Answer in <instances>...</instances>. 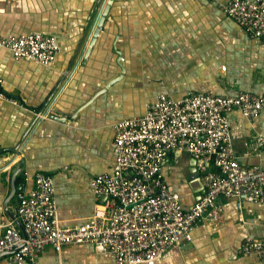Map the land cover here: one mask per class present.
I'll return each instance as SVG.
<instances>
[{
    "label": "crops",
    "instance_id": "1",
    "mask_svg": "<svg viewBox=\"0 0 264 264\" xmlns=\"http://www.w3.org/2000/svg\"><path fill=\"white\" fill-rule=\"evenodd\" d=\"M227 1L112 0L91 44L108 0H0V33L41 31L60 45L46 66L0 47V89L24 105L0 101V225L17 217L24 171L28 189L37 172L53 178L62 225L89 221L106 201L91 181L116 166L115 123L143 115L160 94H264V38L227 16L217 4ZM228 117L239 163L264 167V145L256 144L264 138V111L247 118L233 109ZM162 172L184 207L203 194L187 152H170ZM217 203L221 224L202 220L192 241L168 249L155 264H263L243 254L241 242L264 239V205L243 200L240 208L237 198L223 196ZM0 264L17 263L0 258ZM21 264L117 263L108 251L74 244L60 252L47 245Z\"/></svg>",
    "mask_w": 264,
    "mask_h": 264
},
{
    "label": "built area",
    "instance_id": "2",
    "mask_svg": "<svg viewBox=\"0 0 264 264\" xmlns=\"http://www.w3.org/2000/svg\"><path fill=\"white\" fill-rule=\"evenodd\" d=\"M217 4L250 36L264 38V0ZM0 47L16 59L45 66L60 51L57 37L41 31L0 33ZM0 101L24 106L1 89ZM233 109L255 117L264 111V94L241 91L222 96L207 91L177 99L163 93L146 104L143 115L115 123V169L91 181L93 193L105 195L106 201L96 205L83 224L62 225L53 178L37 172L28 189L24 171L25 181L16 195L24 232L12 219L0 225V258L21 264L35 261L47 245L60 252L67 245L92 244L97 251L113 254L117 264H155L168 249L192 241L202 220L211 227L223 222L220 196L237 198L240 208L243 200L264 205V167L240 164L233 149L228 117ZM256 144L263 146L264 138L257 137ZM172 151L192 157L204 186L203 194L188 208L170 190L162 172ZM241 252L258 256L264 264V239L246 237Z\"/></svg>",
    "mask_w": 264,
    "mask_h": 264
},
{
    "label": "water",
    "instance_id": "3",
    "mask_svg": "<svg viewBox=\"0 0 264 264\" xmlns=\"http://www.w3.org/2000/svg\"><path fill=\"white\" fill-rule=\"evenodd\" d=\"M111 1H112V0H108L107 5L105 4L104 7H103V10H102V16H101V19H100V20L98 21V23H97V29L94 31V33H93V35H92V41H91V44H93V42L95 41V39H96V37H97V35H98V33H99V29H98V28H100L101 25H102L103 22H104V17H105V15H106V13H107V11H108V9H109V4H110ZM87 52H88V51H87ZM116 80H118V79H115V80H113V81H116ZM51 116L57 118L56 115H53V114H52ZM58 118H59V117H58ZM63 120H64V119H63ZM14 190H16V186H14ZM13 219H14L15 223L18 225V227H20V229L22 230V232H24V227H23L22 223L20 222V220H19L17 217H14V216H13Z\"/></svg>",
    "mask_w": 264,
    "mask_h": 264
}]
</instances>
